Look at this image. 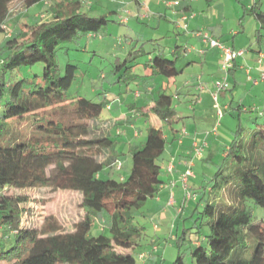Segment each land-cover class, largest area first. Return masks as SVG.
<instances>
[{"label": "trees", "instance_id": "trees-1", "mask_svg": "<svg viewBox=\"0 0 264 264\" xmlns=\"http://www.w3.org/2000/svg\"><path fill=\"white\" fill-rule=\"evenodd\" d=\"M13 1L0 0V32L8 33ZM19 1L26 10L43 2L48 18L26 23L30 32L25 39H20L19 29L10 33L3 47L7 53L0 59V264H139L134 252L146 227L134 221V213L165 187L162 156L171 139L162 127H149L145 142L133 143L130 174L121 180L103 177L102 172L117 162L113 135L122 133L117 125L128 119L121 120L116 113L123 102L97 90L99 102L82 95L70 97L80 65L68 61L62 68L59 53L75 39L96 37L111 20L104 14L91 15L98 8L82 4L83 0H54L51 5V0ZM245 10L255 16L264 36L262 5L255 2ZM163 53H150L143 64L149 77L175 79L191 63L179 67L184 57L180 46ZM131 54L124 61L116 57L111 72L117 74L123 67L117 81H125L123 76L135 65L129 63ZM37 65L42 66L40 74L32 72ZM237 67L236 62L230 71ZM161 83L156 85L151 112L176 135L174 124L180 117L173 95L160 91ZM104 109L115 111L114 118H101ZM244 111L251 124L243 127V111L230 112L239 120L232 142L210 183L195 192L199 223L194 225L199 229L189 240L196 264H264V218L258 219L259 208L264 210V120L254 118L256 110L251 107ZM102 150L108 157L99 154ZM39 188L80 195L84 215L75 229L60 231L52 215L42 226L34 222L28 191ZM97 216L108 235L90 234Z\"/></svg>", "mask_w": 264, "mask_h": 264}, {"label": "rangeland", "instance_id": "rangeland-1", "mask_svg": "<svg viewBox=\"0 0 264 264\" xmlns=\"http://www.w3.org/2000/svg\"><path fill=\"white\" fill-rule=\"evenodd\" d=\"M176 1H179V5H174ZM53 2L54 0H51L48 5ZM144 2L145 7L139 10L134 0H83L82 4L98 8L93 10L91 15L104 14L111 21L99 30L96 37H81L63 46L59 53V62L62 68L68 61L80 65L78 79L68 95L70 97L82 95L94 102L101 99V95L97 93L99 91L110 94L122 102L130 96L126 105L132 107L134 98L147 96L151 92V86L148 84L159 87L161 80H165L164 90L160 91L173 95V104L180 117L179 122L174 124L178 130L177 138L169 125L152 114L151 99V102L148 101L149 106L141 103L134 111L129 108L131 111L127 113L129 120L120 121L121 123L117 125V129L119 128L122 133L113 135L116 139L114 149L121 159H118L109 171L112 173L116 164L120 163L122 168L119 171L115 169L117 172L113 176L119 180L127 177L132 167L131 142L142 145L149 127L154 125L162 127L165 135L171 139L162 156L165 161L161 174L166 181L165 187H170V194L168 190L159 194L161 197L157 195L148 199L144 208L134 213V221L146 227L141 245L134 252V256L139 264H196L190 254L192 242L189 240L197 237L196 232L199 229L198 225H194L199 223L196 211L198 193L195 192L201 185L210 183L209 180L215 173L217 165L223 159L225 147L230 145L237 130L238 118L232 116L231 110L223 109L226 103L233 100V96L236 100L233 104L234 109L240 108V111H243L240 121L243 127L251 124L244 110L251 107L254 90L258 88L253 85V79L264 73V64L259 63L260 52L252 51L251 48L260 46L264 52V36L261 37V32L258 31L259 23L255 16L246 13L245 9L255 2L261 4L264 9V0H144ZM189 2L192 3L193 13L198 15V19L192 23L188 21L190 27L186 29L184 27L188 22H182L181 12ZM44 7V3L41 2L33 5L28 11L21 1L12 2L11 14L6 20L8 33L0 32V59L7 53L3 47L10 33L19 29L20 39H25L30 32L26 23H32L33 18H48L44 14ZM205 33L221 40L227 46L245 51V55L239 57L243 63H240V68H236L238 74L236 85L235 72L226 73L223 70L222 58L216 56L217 49L204 39ZM176 46H180L184 55L179 67L188 60H195L192 66L187 65L185 72L175 79H158L145 74L143 64L148 60L150 53L160 51L167 54L170 48ZM131 51L133 54L129 56L131 59L129 63L135 65L128 69L129 74L123 76L125 81H117L118 74L123 73L121 72L123 67L117 74L111 72L115 68L116 57L120 56L124 61ZM135 56L137 58H134ZM169 58L173 59V54H169ZM242 65L250 70L251 79L247 70L241 68ZM41 71V65L32 70L38 74ZM101 73H105L107 78H101ZM224 80L230 84V88L219 94L218 103L213 95L218 90V83ZM186 82L192 83L193 86L185 87ZM240 99H245V103L239 105ZM263 104L260 106L258 102V110L251 114L260 121L264 120ZM218 105L223 109L222 115L219 114ZM101 114V118L112 119L115 111L104 109ZM218 133L223 136L221 142L214 140L213 134ZM195 142H198L202 150L200 156L193 152ZM99 154L108 157L106 150ZM190 159H194V174L188 179V187L185 189L182 174L188 170L187 161ZM179 164L181 166H178ZM170 166L174 167L171 172ZM102 173L103 177L107 176L105 172ZM175 187L178 196L173 193ZM179 188L183 193L179 192ZM11 192L16 193V190L12 189ZM188 193H191L192 197L186 198ZM28 194L32 198V219L38 226L44 224L45 217L52 215L59 224L60 231H72L84 215L79 206L81 197L75 191L39 188L28 191ZM172 195L176 203L171 205L169 200ZM259 210L258 219L264 218V210L261 208ZM103 224L100 216L95 217L90 234L108 235ZM189 227L191 229L184 230ZM182 236L183 240L180 239Z\"/></svg>", "mask_w": 264, "mask_h": 264}, {"label": "crops", "instance_id": "crops-1", "mask_svg": "<svg viewBox=\"0 0 264 264\" xmlns=\"http://www.w3.org/2000/svg\"><path fill=\"white\" fill-rule=\"evenodd\" d=\"M135 2H136V4L138 5V8H139V10H141L143 7H145L144 5H145V2H144V0H134ZM141 5H142V7H141ZM189 7V9H187L186 7ZM33 7V6H32ZM32 7H30L29 9H28V11L29 10H31V8ZM185 14H187V15H189V19L187 20V21H183L182 20V22H188V21H191V23H192V21H197V19H198V15L197 14H195V13H193V7H192V3H187L185 6H184V8L182 9V12H181V19H182V17L185 15ZM161 16V15H160ZM190 22H188V25H189V27H190V24H189ZM179 25H182L181 23H179ZM255 48H260L259 46H257V47H255ZM216 51V56L218 57V56H220L221 57V53H220V50H215ZM257 52H259V51H257ZM222 58V57H221ZM188 61H190L191 63L189 64L190 66H192L193 65V63L195 62V60H188ZM240 63H243V60H241V59H239L238 58V60H237V64L240 66ZM188 65V66H189ZM240 68V67H239ZM238 68V69H239ZM185 69V68H184ZM184 72H185V70H184ZM183 72V73H184ZM259 76H260V74H259ZM234 77H235V85L238 83V74H236V71H235V73H234ZM159 79V78H158ZM241 81H242V79H240ZM162 81V83L161 84H166L165 83V80H161ZM149 86H151V92H149L148 94H147V96H144V95H142V97L140 98V97H138V98H134L135 99V101H134V103H133V105L134 104H136V108L135 109H137L138 108V106H140V104L141 103H145V104H147L148 106L150 105V102H151V100L153 99V97L156 95V89H157V86L155 85H152V84H148ZM185 87H192L193 85H192V83H189V82H186L185 84ZM254 85V84H253ZM144 86H145V84H144ZM255 86V88L256 87H258L256 90H254V97H253V100H252V105H251V108L253 109V110H258V102H259V104H260V106H261V104L262 103H264V81H262V82H260L258 85H254ZM232 90V89H231ZM192 92V91H191ZM190 92V93H191ZM149 95H151L150 97H149ZM233 96V95H232ZM131 97L129 96L128 98H126V100H125V102H123V104H121V106L120 107H118L117 108V110H116V113L118 114V118H121V120L123 119L124 120V118H128L127 117V113H129V112H131L130 111V109H132V111L133 110H135V109H133L132 107H128L127 105H126V102H127V100H129ZM151 99V100H150ZM150 100V102H148ZM241 100V102H239L238 104L240 105V103H242V102H244L245 103V99H240ZM236 103V100H235V96H233V100H231L229 103H226L225 104V106L227 107L226 109L227 110H231L232 112H234V113H239V111H237L236 109H234V106H233V104H235ZM237 104V105H238ZM152 105V104H151ZM130 108V109H129ZM263 109H264V104H263ZM263 115H264V112H263ZM129 116V115H128ZM224 117V116H223ZM223 119V118H222ZM179 122V121H178ZM230 126H231V123H230ZM131 128V127H130ZM213 136L215 137L214 138V140H215V142H221L223 139H222V135L220 134V133H218V134H213ZM211 137V136H210ZM175 138H177V134L175 135ZM224 141H225V139H224ZM226 142V141H225ZM135 144V143H134ZM133 144V142H131V149H132V146L134 145ZM117 158V160L118 159H121L119 156L118 157H116ZM178 166H181V164H179ZM183 166V165H182ZM116 167H117V164H116ZM114 168V170H112V173L109 171V168H106L105 170H104V172H105V174L107 175V176H110V175H114V174H116V172L117 171H119L117 168ZM117 171H116V170ZM121 169V168H120ZM103 174V173H102ZM176 177H178V176H176ZM178 183V182H177ZM177 183H176V185H177ZM170 187H164L162 190H161V192H160V194H163V193H165V192H167L168 190V193L170 194V189H169ZM175 189V190H174ZM173 189V193H175V196L177 195L178 196V194H177V189H176V187ZM180 190H179V192H181V193H183V191L181 190V188H179ZM158 196H159V194H158ZM159 197H161V196H159ZM161 200V199H160ZM159 229V228H158Z\"/></svg>", "mask_w": 264, "mask_h": 264}, {"label": "built area", "instance_id": "built-area-1", "mask_svg": "<svg viewBox=\"0 0 264 264\" xmlns=\"http://www.w3.org/2000/svg\"><path fill=\"white\" fill-rule=\"evenodd\" d=\"M174 5H179V1H176L174 3ZM189 19V15L185 14L183 17H182V20L183 21H187ZM184 28H189V25L188 23L186 24V26ZM203 37L205 40H207L208 42L211 43V46L220 50V53H221V57H222V61H223V66H221L223 68V70L228 73L231 69L234 68L236 62H237V59L241 56H244L245 55V51L242 50V49H235L234 47H230V46H227L226 44L222 43L221 40L219 39H216L214 38L213 36H211L209 33H205L203 34ZM259 63L260 65L264 64V52L261 50L260 51V59H259ZM241 68L243 69H246L247 70V73L249 75V78L251 79V76H250V70L247 69L245 66H241ZM254 81V85H258L260 82L264 81V73L263 74H260V77L257 78V79H253ZM230 88V84L227 82V81H223L221 83H218V90L217 92L214 93L213 97H214V100L216 102L219 103V94L223 91H227L228 89ZM219 106V114L222 115L223 114V109L225 110L227 107L225 106L223 109ZM218 131V128L216 127L215 128V132ZM194 151L195 152V155L196 156H200L201 155V152L202 150L200 149V146L198 144V142H195L194 145ZM187 166H189L188 170L186 172H184L182 174V181H183V184H184V188L187 189L188 187V179L193 176L194 172H193V167H194V159H190L187 161ZM118 168H120V165H118ZM174 167L173 166H170L169 167V171H173ZM192 197L191 193H188L186 194V198H190ZM169 202L172 204H175V197L174 195H172L170 197V200Z\"/></svg>", "mask_w": 264, "mask_h": 264}]
</instances>
